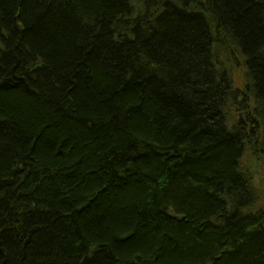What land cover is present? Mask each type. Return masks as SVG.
I'll list each match as a JSON object with an SVG mask.
<instances>
[{
    "label": "trees",
    "instance_id": "1",
    "mask_svg": "<svg viewBox=\"0 0 264 264\" xmlns=\"http://www.w3.org/2000/svg\"><path fill=\"white\" fill-rule=\"evenodd\" d=\"M263 183L264 0H0V264H264Z\"/></svg>",
    "mask_w": 264,
    "mask_h": 264
},
{
    "label": "rangeland",
    "instance_id": "2",
    "mask_svg": "<svg viewBox=\"0 0 264 264\" xmlns=\"http://www.w3.org/2000/svg\"><path fill=\"white\" fill-rule=\"evenodd\" d=\"M250 167L256 168V169H260L261 168V165L255 164V163H250ZM263 185H264V183H263ZM262 201H263V204H264V195H263Z\"/></svg>",
    "mask_w": 264,
    "mask_h": 264
}]
</instances>
